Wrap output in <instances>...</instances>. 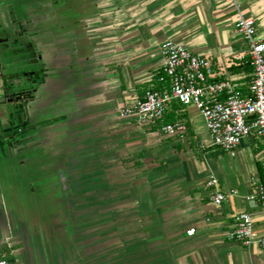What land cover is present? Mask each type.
<instances>
[{
  "label": "crops",
  "instance_id": "crops-1",
  "mask_svg": "<svg viewBox=\"0 0 264 264\" xmlns=\"http://www.w3.org/2000/svg\"><path fill=\"white\" fill-rule=\"evenodd\" d=\"M240 17L253 19L264 40V0H0V36L14 32L28 49L23 68L40 72L27 81L26 132L0 154V257L264 264V213L250 199L253 184L264 185L262 138L245 137L232 155L212 146L194 106L180 111L187 132L179 136L121 116L158 86L167 40L207 56L212 80L247 95ZM0 53L10 63L8 47ZM211 177L227 195L220 205L205 186ZM241 212L255 221L247 246L227 237Z\"/></svg>",
  "mask_w": 264,
  "mask_h": 264
},
{
  "label": "built area",
  "instance_id": "built-area-1",
  "mask_svg": "<svg viewBox=\"0 0 264 264\" xmlns=\"http://www.w3.org/2000/svg\"><path fill=\"white\" fill-rule=\"evenodd\" d=\"M234 31L245 42L248 63L252 67V80L248 94L242 96L234 84L227 79L214 81L212 63L207 56L192 53L173 40L161 47L164 64L156 76L160 88L144 91L130 106L121 111V116L134 118L140 125L158 128L166 136H179L187 132L183 118L173 123L163 119L173 103L185 107L194 106L204 117L212 146L235 154L245 137L257 135L264 143V40L257 34L253 19L240 17ZM211 191V200L220 205L226 193L220 189L219 181L211 177L205 183ZM250 199L255 200L264 213V185L255 182ZM195 229L187 231L192 236ZM256 236L255 221L248 212L236 216L234 227L227 237L243 245H250ZM264 249V238L260 241ZM0 264H14L7 257H0Z\"/></svg>",
  "mask_w": 264,
  "mask_h": 264
},
{
  "label": "flooded vegetation",
  "instance_id": "flooded-vegetation-1",
  "mask_svg": "<svg viewBox=\"0 0 264 264\" xmlns=\"http://www.w3.org/2000/svg\"><path fill=\"white\" fill-rule=\"evenodd\" d=\"M16 42L14 32L0 36V44L8 47L9 57L3 60L10 62H4V65L0 62V137L14 135L16 139L13 143L20 141L26 132L23 121L25 104L34 90L33 84L27 85V81L38 78L40 74L39 71L23 68V54L28 49L15 45Z\"/></svg>",
  "mask_w": 264,
  "mask_h": 264
},
{
  "label": "trees",
  "instance_id": "trees-1",
  "mask_svg": "<svg viewBox=\"0 0 264 264\" xmlns=\"http://www.w3.org/2000/svg\"><path fill=\"white\" fill-rule=\"evenodd\" d=\"M220 80V79H219ZM222 80V78H221ZM161 84L157 86V88H160ZM178 110H180V105L177 103H173L170 109L167 111L163 123H173L174 121L181 119L183 117L182 113H178ZM24 126H28L27 122H24ZM16 136L14 135H8V136H2L0 137V154H5L7 152L8 146H11L13 144V141H15ZM260 174H261V180L262 183L264 184V176L262 174L263 169L259 167Z\"/></svg>",
  "mask_w": 264,
  "mask_h": 264
}]
</instances>
